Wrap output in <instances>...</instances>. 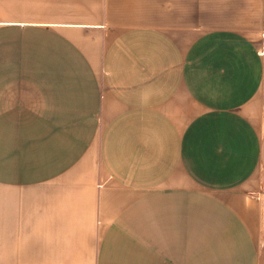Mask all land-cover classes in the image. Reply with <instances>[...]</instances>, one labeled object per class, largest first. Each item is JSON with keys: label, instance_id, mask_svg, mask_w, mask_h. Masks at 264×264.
<instances>
[{"label": "crops", "instance_id": "0c3cea01", "mask_svg": "<svg viewBox=\"0 0 264 264\" xmlns=\"http://www.w3.org/2000/svg\"><path fill=\"white\" fill-rule=\"evenodd\" d=\"M0 264H264V0H0Z\"/></svg>", "mask_w": 264, "mask_h": 264}]
</instances>
